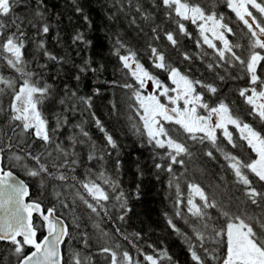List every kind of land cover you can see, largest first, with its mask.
<instances>
[{"label":"snow or ice","instance_id":"1","mask_svg":"<svg viewBox=\"0 0 264 264\" xmlns=\"http://www.w3.org/2000/svg\"><path fill=\"white\" fill-rule=\"evenodd\" d=\"M73 4L91 28L93 22L78 0ZM103 6L111 22L104 29L110 54L133 81L120 85L130 93L129 111L139 118L137 123L128 117L130 130L151 149L156 180L167 175V186L174 190L168 196L174 211L164 215L186 248V264H264V0H106ZM220 6L234 13L235 27ZM48 12L46 0H0V247L5 249L0 251V264H92L91 257L80 251L70 250L67 258L63 252L65 244L77 239L89 247L92 237L80 231L85 213L99 233L98 240L104 241L98 254L110 258V264H181L167 247H142L140 233L122 232L120 224L131 209L130 194L119 178L120 145L94 112L91 119L103 134L102 144L85 129L86 121L70 122L68 113L92 109V95L80 96L78 85L73 90L67 84L61 93L45 79L47 70L71 60L47 47L44 38L52 31ZM124 21L137 33L133 39H144L151 69L166 73L170 84L141 62L139 49L131 46L123 29ZM189 23L198 30L195 43L201 51L195 56L182 48L184 38H193ZM56 39L60 43L59 34ZM71 46L80 55L96 44L77 29ZM170 51L182 57L181 66L175 65ZM197 59L213 76L211 81L203 74L194 78L192 65ZM94 64L90 57L80 65L73 62L74 79L80 82L82 74L104 69ZM227 80L244 82L234 91L250 120L234 107L236 101L229 103L220 95L218 82ZM149 82L152 91L145 94ZM92 92L98 95L99 88ZM212 97L215 103L210 102ZM57 104L60 110L47 115ZM113 109L118 115L115 104ZM69 127L65 136L60 130ZM221 137L233 150L245 143L255 158L229 151ZM82 149H87L86 160ZM201 156L219 164L224 175L217 183L196 179L197 171L205 174L203 168L193 167L190 173V165ZM177 167L183 171L178 173ZM17 169L37 183L39 197L32 198L29 183L17 178ZM136 173L140 178L145 175L139 162ZM140 189L137 183V199ZM105 220L112 222L116 236L127 241L135 255L113 242L102 228Z\"/></svg>","mask_w":264,"mask_h":264},{"label":"trees","instance_id":"2","mask_svg":"<svg viewBox=\"0 0 264 264\" xmlns=\"http://www.w3.org/2000/svg\"><path fill=\"white\" fill-rule=\"evenodd\" d=\"M46 3L49 8L48 15L51 17L49 22L52 24L51 33L44 38L46 39L47 47L54 54L70 56L71 60L69 63L63 65L62 68L60 65H55L47 70L45 73V79L49 84H52L54 88H58L61 93H63L64 85L67 84L70 88H73V90H76L78 85L80 96L92 95V109L89 111L68 113L70 122L75 124L81 121H86L85 129L90 132L94 140L102 144L103 134L96 128L94 121L91 119V112H94L104 123L105 127L113 133L120 145V155L123 167L119 178L122 181V187L130 194L128 207L131 209L127 214L125 222L120 224L122 232L128 235L140 233L141 239L139 244L142 247L147 244H154L157 248L167 247L170 252L180 260L181 264H186V248L181 240L168 227L164 215L165 212L171 215L174 211L172 201L168 199L170 194L174 195V190H170L167 186V175L162 174L161 179L159 181L156 180L153 171L151 170V149L142 146L140 138L134 135L130 130L131 124L129 123L128 117L132 116L133 121L137 123H139V118L135 116L134 112L129 111L128 95H130V93L120 85L125 82L131 83L133 81L130 76L126 75V70L121 67L117 58L110 54L111 45L105 38L104 32V29L111 23L107 20V8L103 6L106 3V0H78L79 5L84 9V13L88 15L93 22L91 28H89V25L83 20V16L75 12L73 0H46ZM219 11L224 12L227 17H230L232 20V26H236L234 13H231L226 6H220ZM57 21H59V23H57ZM187 26L189 31L193 34V38H184L182 41V48L195 56L201 51V49L196 47L195 43L198 38V30L190 23ZM77 29L82 32H87L89 37L94 39V43L96 44L94 49L85 50L80 55H77L76 46L69 47V45H71V38ZM123 29L127 30V38L130 40L131 46L139 49L141 62L144 63L146 67H149L154 74L158 75L161 80L170 84V81L167 80L166 73H163L160 70L151 69L150 62L147 59V56L150 53L145 51L146 45L144 39H133L137 37V33L132 27L128 26L127 21H124ZM57 34H59L60 43H57ZM97 37L100 38L99 41H96L95 38ZM229 38L233 39L232 37ZM235 39H238V37ZM204 49L211 52L210 49H207L206 45H204ZM28 51L34 55V46H30ZM33 55H29L28 59L31 60ZM89 57L95 61L94 67L104 65V69L99 73L89 72L82 74V81L77 82L74 79L76 71L72 68V63L74 62L76 65H80L83 58ZM170 57L175 65L181 66L182 57H178L175 51H170ZM182 66L186 68L187 62H184ZM58 68L61 69L59 73H57ZM192 72L194 73V78H201L203 74V78L209 81L213 79V76L206 72L205 65L198 59L195 60L192 65ZM49 76H51L52 79H48ZM113 81H116V83L113 84ZM218 84L221 89L220 95L222 97H227V102L229 103L236 101L234 107L246 120H250V118L246 116L245 106L242 100L238 97V93L234 91L238 86H243L244 82L227 80L224 82H218ZM95 88H99L98 95H94L92 92ZM163 101L167 102L166 100H162V102ZM210 102L215 103L216 98L212 97ZM113 104H115L119 110L118 115L115 114L116 110L113 109ZM59 110L58 104L52 105L46 114L51 116L53 112ZM0 119H2V117H0ZM169 126L171 127V125ZM70 130L69 127L62 128L60 131L67 136ZM230 131H233L234 136L238 140L239 134L236 133L235 129L231 126ZM221 142L234 154H243L244 157H255L254 153L251 152L243 142H241V147L235 150L231 148V145H227V142L223 140L222 137ZM80 150L81 149H78V151ZM86 152L87 149H82V155L85 160ZM114 158L115 154H113V161ZM219 159L223 162V157H219ZM137 162L141 164V167L145 168V175L143 178H140L136 173ZM90 163L91 162L86 161V166H89ZM98 167L99 166L97 165V168ZM106 167L110 169L111 165H106ZM193 167L203 168L205 170L204 175H201L198 171L195 174L196 179L202 180L204 184H208L209 182L217 183V178L224 175L221 172L219 164L210 162L203 156L200 157L197 164L190 165V173ZM78 171L82 175L85 168L81 167ZM176 171L179 173L182 172L183 169L177 167ZM15 174L29 183L33 199L39 197L40 193L35 181L26 177L23 172L18 169L15 170ZM226 179L230 180L231 176L229 175ZM137 183L141 185L139 199L136 198L134 193ZM184 191L186 193V186H184ZM45 203L48 204V206H51L47 199H45ZM211 211L213 215H216L215 210ZM68 223L71 225L70 216L68 217ZM180 224L182 225L183 221H181ZM102 228L105 232L110 233L114 237V243H120L124 248H127L133 255H135V249L132 248V246L122 237L116 236L112 222L105 220L102 223ZM71 231L75 236L76 228L74 225L71 226ZM80 231L87 232L92 237L89 247L85 249L80 240L77 239L71 245L65 244L63 246L65 257L67 258V254L70 250L75 249L80 251L83 255L90 256L92 264H110V258L98 254L99 248L103 245L104 241L102 238L98 240L99 233L93 227V221L88 218L87 213L84 214L80 221ZM4 250V248L0 247V251ZM144 250L149 251L146 247ZM221 251L223 253L226 250L222 248Z\"/></svg>","mask_w":264,"mask_h":264},{"label":"rangeland","instance_id":"3","mask_svg":"<svg viewBox=\"0 0 264 264\" xmlns=\"http://www.w3.org/2000/svg\"><path fill=\"white\" fill-rule=\"evenodd\" d=\"M148 86L149 87H146L145 94H147L148 92H151L152 91V86H151L150 82H149V85ZM164 103H167V102H164Z\"/></svg>","mask_w":264,"mask_h":264},{"label":"water","instance_id":"4","mask_svg":"<svg viewBox=\"0 0 264 264\" xmlns=\"http://www.w3.org/2000/svg\"><path fill=\"white\" fill-rule=\"evenodd\" d=\"M17 178H18V179H21V178H20V177H18V176H17ZM29 251H31V249H30Z\"/></svg>","mask_w":264,"mask_h":264},{"label":"flooded vegetation","instance_id":"5","mask_svg":"<svg viewBox=\"0 0 264 264\" xmlns=\"http://www.w3.org/2000/svg\"><path fill=\"white\" fill-rule=\"evenodd\" d=\"M254 156H255V153H254ZM255 158V157H254Z\"/></svg>","mask_w":264,"mask_h":264}]
</instances>
